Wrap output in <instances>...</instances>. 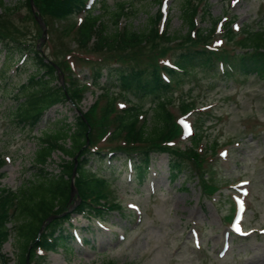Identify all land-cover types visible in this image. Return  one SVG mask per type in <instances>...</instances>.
I'll use <instances>...</instances> for the list:
<instances>
[{
    "label": "rangeland",
    "instance_id": "1",
    "mask_svg": "<svg viewBox=\"0 0 264 264\" xmlns=\"http://www.w3.org/2000/svg\"><path fill=\"white\" fill-rule=\"evenodd\" d=\"M23 1L2 0L5 7L13 8L12 13H4L0 20V32L7 39L38 46L52 62H61L65 57L71 73L83 83L90 78L89 61L101 58L103 64L119 61V54L95 52L91 43L82 50L73 41V34L83 16L58 21L49 19L46 35L42 37L40 26ZM106 1L109 15L101 11L100 0H90V6L95 5L94 15L103 16L108 35L124 27L143 32L158 12L162 15L157 24L159 33L165 30L175 36L186 33L181 20L182 0H163L159 4L155 0ZM121 2L126 3L128 15H123L114 26L110 23V15ZM193 3H199L203 8L208 6V13L198 22L199 30L208 31L213 21L220 22L217 24L219 30L214 29L211 36L210 49L224 50L223 57L240 52L236 43H227L223 35L222 27L228 21L234 22L231 28L238 35L246 26L255 28L260 25L264 29V0H191ZM16 5L18 7L14 8ZM131 9H135L133 15L129 13ZM2 10L0 7V15ZM161 45L164 49L171 48L172 55L178 51L176 42H161ZM3 54L1 51L0 67ZM164 59L161 64L170 61L171 56ZM23 68L24 65L15 70L10 66L0 83V157L3 161L0 185L13 192L38 180L40 167L34 158L41 147L39 140L45 127L54 122L72 124L78 114L67 102L50 108L35 127L19 122L14 111L23 98H13L12 94L18 88L13 87L10 93L7 90L12 88L10 82H25ZM217 68L219 74L198 72L166 97L170 100L166 109L186 130L185 135L171 146L189 147L190 133L199 127V119L203 121L200 149L203 152L206 145L204 165L209 171L206 178L217 182L219 189L215 194L211 197L203 194L195 177L197 174L189 176L191 163H187L185 175L171 182L166 153L151 154L149 169L141 182L133 171H125L126 157L117 155L111 159L113 157L108 155L113 170H104L112 178L109 201L118 207L107 213L104 223L93 217L72 215L70 255L59 249L42 255L44 260L37 258L29 264H264V79L239 75L226 77L221 74L220 65ZM32 71L30 68L29 73ZM62 78L64 81L63 74ZM56 85H61V79ZM99 94V90L87 89L80 103L81 110L87 111ZM185 100L192 101L195 107L187 115L179 110L180 103ZM118 104L120 107L125 105L120 101ZM154 106H145L148 109L146 117L151 120L148 130L156 124ZM212 142L216 143L215 154L209 153ZM69 145L70 142L66 141L65 146L68 148ZM100 146L106 151L109 143L103 140ZM63 160L69 158L54 151L43 166L44 171L51 176L59 175ZM98 167V162L92 158L87 168L94 172ZM234 216L231 222L229 218ZM13 218L7 225L11 237L0 250V264H17L18 246L13 229L16 220ZM234 223L240 226L241 236L231 233L229 225ZM84 242L89 244L84 246Z\"/></svg>",
    "mask_w": 264,
    "mask_h": 264
},
{
    "label": "trees",
    "instance_id": "2",
    "mask_svg": "<svg viewBox=\"0 0 264 264\" xmlns=\"http://www.w3.org/2000/svg\"><path fill=\"white\" fill-rule=\"evenodd\" d=\"M100 1L101 11L110 14L107 1ZM155 1L158 4L161 2ZM23 4L32 14L29 0H24ZM33 4L46 26L49 19L58 21L70 16H83L80 25L77 28L74 26L76 29L73 41L82 50L91 43L95 52L119 54V61L114 64H103L102 58L98 61H87L91 63L90 78L83 83L71 73L65 57L61 62H52L38 46L27 41L7 39L0 32V52L4 53L0 83L5 79L10 66H14L15 70L25 66L22 70L25 82H10L12 88L7 90L10 93L14 90L13 87L18 88L12 96L23 98L14 111L19 122L35 127L50 108L67 102L81 112L74 116L72 124L59 125L54 122L45 127L39 140L41 147L34 158L40 167L38 180L24 184L16 192L0 185V250L11 237L7 225L14 217V239L18 246L17 264H25L27 257L29 263L37 258L44 260L42 255L46 256L59 249L70 255L71 216L81 215L105 221L107 213L118 207L116 203L109 201L112 178L104 173V170L113 172L112 165H109L111 159L118 157L117 155L127 158L125 171L129 166L139 182L143 181L149 169L153 152L166 153L169 156L171 182L185 175L183 173L187 169V163H191L189 176L192 173L197 174L195 177L198 178L203 194L213 196L219 186L212 178H206L209 176L204 165L207 159L206 145L203 152L200 149L203 121L198 120L199 127L191 134L189 147L182 149L169 146L168 143L175 142L182 136V129L175 116L166 109L170 103L166 97L171 96L188 78L195 77L198 72L205 71L213 76L219 74L218 65L223 70L221 74L226 77L239 75L244 78L253 76L264 79V29L260 25L255 28L246 26L241 35H238L231 28L233 21L226 23L223 26V35L227 43L235 42L240 52H228L229 56L223 57L224 50L210 49L216 21H213V26L208 31L198 28V22L208 13V6L203 8L199 3L191 4V0H182L180 4L181 20L186 27V33L182 36L169 34L167 30L159 33L157 24L161 18L160 12L150 19L148 28L143 32L124 27L108 35L107 26L102 21L103 16L93 14L95 5L90 8L88 0H33ZM116 5L117 8L110 15V23L114 26H117L123 15H128L125 12V2ZM0 7H3L0 20L5 14L13 12V8L5 7L2 0ZM17 7L18 5L14 8ZM134 12L135 9H131L129 13L133 15ZM161 42H176L178 51L172 55L171 48H162ZM170 56L171 66L160 63L162 59ZM27 64L29 66L26 67ZM30 68L33 70L31 73ZM57 69L64 75V86L56 85V82L59 83ZM87 89L99 90L100 94L88 110L83 112L80 103ZM119 101L125 105L120 107ZM152 104L155 105L153 118L156 124L148 130L147 125L151 120L146 117L148 109L145 106ZM193 106L192 101H182L179 106L180 113L187 115L195 109ZM103 140L109 143V151H104L100 146ZM66 141L70 142L68 148L65 146ZM215 146L216 143L213 142L209 145L210 154L216 153ZM54 151L69 158L61 162V171L57 176H51L43 169ZM76 154L74 186L78 203L71 208L75 199L69 201L70 178ZM108 155L113 158L108 160ZM92 158L99 164L94 172L87 168ZM2 163L0 157V168ZM11 210L13 211L9 214ZM54 215L59 217L47 221L39 234L43 222Z\"/></svg>",
    "mask_w": 264,
    "mask_h": 264
},
{
    "label": "water",
    "instance_id": "3",
    "mask_svg": "<svg viewBox=\"0 0 264 264\" xmlns=\"http://www.w3.org/2000/svg\"><path fill=\"white\" fill-rule=\"evenodd\" d=\"M29 3L31 5V8H32V12L34 14V17L36 19V21L38 22V24L40 25V27L42 28V36H45L46 35V30H45V24L43 23L42 19H41V16L40 14L38 13L37 9L34 7L33 5V0H29ZM60 79H61V84L63 82L62 80V76H60ZM76 157H74V166H73V169H72V175H71V184H70V200L71 201L74 197L77 196V190L75 189L74 187V178L76 176V166H77V160H76ZM68 212V211H67ZM66 212V213H67ZM65 214V213H64ZM56 217H59V216H51L50 218H48L45 222H43L40 230H39V234L42 232L44 226H45V223L47 221H50L51 219L53 218H56ZM25 264H28V258L26 259V263Z\"/></svg>",
    "mask_w": 264,
    "mask_h": 264
},
{
    "label": "snow or ice",
    "instance_id": "4",
    "mask_svg": "<svg viewBox=\"0 0 264 264\" xmlns=\"http://www.w3.org/2000/svg\"><path fill=\"white\" fill-rule=\"evenodd\" d=\"M237 230H239V229L237 228Z\"/></svg>",
    "mask_w": 264,
    "mask_h": 264
}]
</instances>
